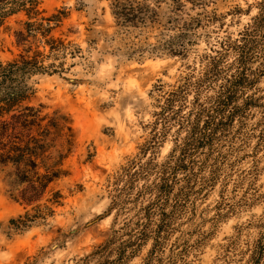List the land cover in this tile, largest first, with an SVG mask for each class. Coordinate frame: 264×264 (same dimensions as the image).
Segmentation results:
<instances>
[{
	"label": "rangeland",
	"instance_id": "rangeland-1",
	"mask_svg": "<svg viewBox=\"0 0 264 264\" xmlns=\"http://www.w3.org/2000/svg\"><path fill=\"white\" fill-rule=\"evenodd\" d=\"M262 1L216 0L210 10L218 21L198 32L184 58L152 52L146 45L143 54L130 52L134 35L128 37L115 27L111 0L41 2L38 23L63 11L52 35L76 55L60 60L48 57L44 66L56 67L32 76L33 94L23 105L43 106V115L68 117L74 143L65 160L68 176L49 188V192L61 193L60 206L54 207L53 216L22 231L11 220L36 212L11 198L12 170L0 167V264H78L108 240L115 215L108 216L115 178L150 139L154 114L159 111L157 87L165 85L167 91L188 74L200 76L205 64L202 57L212 55L222 40L237 39L259 14ZM27 21L25 12L5 18L0 28L3 63L23 52L16 35L25 30ZM148 43L156 39L151 37ZM40 50L49 55V48L41 45ZM253 57L248 65L251 79L236 89L232 105L219 116L226 118L214 146L194 155L195 183L203 184L211 175L218 183L210 191L195 190L190 204L177 211L171 235L157 251L163 264L173 253L180 264H245L259 239L264 214V35L258 38ZM234 60L235 54L228 55L218 73L205 80L203 101L228 87L227 80L237 67ZM252 100L255 106L250 105ZM231 113H236L232 121L228 119ZM177 129L173 126L161 144L158 162L173 150ZM50 197L47 194L41 204ZM217 202L222 206L215 208ZM135 213L132 209L130 217ZM124 218H119L116 230ZM152 245H145L128 264H145Z\"/></svg>",
	"mask_w": 264,
	"mask_h": 264
},
{
	"label": "trees",
	"instance_id": "trees-1",
	"mask_svg": "<svg viewBox=\"0 0 264 264\" xmlns=\"http://www.w3.org/2000/svg\"><path fill=\"white\" fill-rule=\"evenodd\" d=\"M42 1L0 0V28L9 15L25 12L28 16L25 30L16 35L23 52L8 63L0 60V167L12 170L8 184L11 198L36 212L33 216L27 213L11 220L10 223L19 231L29 228L39 219L53 216L54 207L60 206L61 193L49 192V188L68 176L65 160L74 143L72 123L68 117L58 113L43 115V106L23 105L33 94L29 86L32 76L49 73V69L56 67L55 64L44 66L48 57L60 60L68 54L76 55L68 52L64 41L52 35L65 15L63 11L38 23L37 17L41 15L38 7ZM215 1L111 0V10L115 27L128 37L134 35L130 52L143 54V45H146L152 52L184 58L199 37L198 32L218 21V16L210 10ZM259 9V14L237 39L228 37L222 40L212 55L202 57L205 64L200 76L188 74L167 91L165 85L157 87L161 93L157 100L159 111L154 114L150 139L142 146L140 154L121 168L115 178L114 194L108 209V216L115 213L112 232L104 244L78 264H128L149 242L153 245L145 264L157 261L163 264V259L157 257V251L170 237L177 211L190 204L195 190L198 193L210 191L218 183L214 175L203 184L195 183L197 162L194 155L201 150L212 149L219 129L225 124L223 119L226 116L222 119L219 116L225 115L232 105L236 89L251 79L248 65L258 49V38L264 35V0ZM151 37L156 39V43H148ZM41 45L49 48V55L40 50ZM231 54H235L233 65L237 67L227 80L228 87L221 94L203 101L201 93L205 80L211 74H217L223 60ZM250 105L255 106L256 102L252 100ZM235 115L229 114L228 119L234 120ZM175 125L178 127L174 134L175 146L163 162H158L159 148ZM183 132L184 137H181ZM47 194L51 197L41 204ZM130 203L134 208L127 207ZM221 204L217 202L215 208ZM132 209L136 213L130 217ZM122 215H125L124 224L116 230ZM259 225L262 232L251 247V255L245 264H264V214ZM176 261L173 253L167 264H180Z\"/></svg>",
	"mask_w": 264,
	"mask_h": 264
}]
</instances>
